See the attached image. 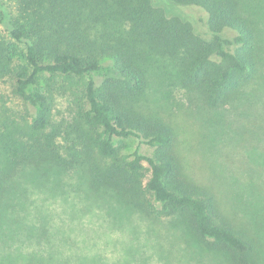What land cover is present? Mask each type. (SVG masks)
Returning <instances> with one entry per match:
<instances>
[{"label": "trees", "instance_id": "obj_1", "mask_svg": "<svg viewBox=\"0 0 264 264\" xmlns=\"http://www.w3.org/2000/svg\"><path fill=\"white\" fill-rule=\"evenodd\" d=\"M0 27V232L12 233L8 188L76 173L94 201L109 196L152 221L173 217L231 264H264L256 238L180 175L171 113L148 92L154 86L169 101L182 90L210 110L233 107L264 60L262 3L0 0ZM128 138L152 155L125 153ZM55 257L34 253L20 264L67 260Z\"/></svg>", "mask_w": 264, "mask_h": 264}, {"label": "rangeland", "instance_id": "obj_2", "mask_svg": "<svg viewBox=\"0 0 264 264\" xmlns=\"http://www.w3.org/2000/svg\"><path fill=\"white\" fill-rule=\"evenodd\" d=\"M254 1L264 9V0ZM242 89L233 107L217 110L194 103L182 90L169 101L154 86L148 92L152 103L171 113L180 175L212 194L220 215L244 226L264 258V60ZM56 100L58 118L65 117L66 99ZM125 143L127 154L152 155L135 138ZM53 177L21 178L8 188L6 197L16 201L5 211L13 224L12 233L0 232V259L10 256L20 264L37 253L66 258L64 264H231L226 252L202 249L173 217L152 221L109 196L94 201L76 173Z\"/></svg>", "mask_w": 264, "mask_h": 264}]
</instances>
